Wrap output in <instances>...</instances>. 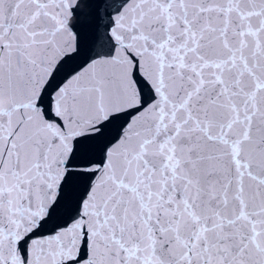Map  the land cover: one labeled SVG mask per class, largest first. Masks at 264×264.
I'll return each mask as SVG.
<instances>
[{
    "label": "snow or ice",
    "instance_id": "snow-or-ice-1",
    "mask_svg": "<svg viewBox=\"0 0 264 264\" xmlns=\"http://www.w3.org/2000/svg\"><path fill=\"white\" fill-rule=\"evenodd\" d=\"M84 3L0 0V264H264V0Z\"/></svg>",
    "mask_w": 264,
    "mask_h": 264
},
{
    "label": "water",
    "instance_id": "water-1",
    "mask_svg": "<svg viewBox=\"0 0 264 264\" xmlns=\"http://www.w3.org/2000/svg\"><path fill=\"white\" fill-rule=\"evenodd\" d=\"M83 7L81 9L76 10V21L77 23H80L81 21H84L88 18V13L90 11L87 4L84 3V0H82Z\"/></svg>",
    "mask_w": 264,
    "mask_h": 264
},
{
    "label": "clouds",
    "instance_id": "clouds-1",
    "mask_svg": "<svg viewBox=\"0 0 264 264\" xmlns=\"http://www.w3.org/2000/svg\"><path fill=\"white\" fill-rule=\"evenodd\" d=\"M57 22L58 23H67L66 21H59V20Z\"/></svg>",
    "mask_w": 264,
    "mask_h": 264
}]
</instances>
